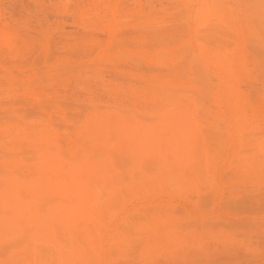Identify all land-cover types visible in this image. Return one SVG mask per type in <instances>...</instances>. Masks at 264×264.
<instances>
[{
    "label": "rangeland",
    "instance_id": "1",
    "mask_svg": "<svg viewBox=\"0 0 264 264\" xmlns=\"http://www.w3.org/2000/svg\"><path fill=\"white\" fill-rule=\"evenodd\" d=\"M263 4L0 0V30L10 34L11 45L0 40V106L24 99L32 106L56 102L54 113L65 120L62 143L103 158L117 188L118 202L104 230V262L112 257L119 264H264L263 158L255 139L264 131V114L259 127L248 124L239 133L224 67L205 58L217 51L227 57L224 45L234 40L239 46L246 39L264 40ZM201 69L208 72L206 88L194 80ZM244 82L240 93L255 94L260 103L264 82ZM24 127L0 119L2 258L31 246L35 230L21 211L6 205L1 179L15 184L19 199L39 202L42 211L49 204L29 185L39 176V158L17 129ZM249 163L260 169L247 170ZM156 212L171 216L178 238L169 245L161 235L146 253L147 217ZM56 231L67 237L65 229ZM115 232L128 236L123 255L109 248L107 237Z\"/></svg>",
    "mask_w": 264,
    "mask_h": 264
},
{
    "label": "bare ground",
    "instance_id": "2",
    "mask_svg": "<svg viewBox=\"0 0 264 264\" xmlns=\"http://www.w3.org/2000/svg\"><path fill=\"white\" fill-rule=\"evenodd\" d=\"M0 40L6 46L10 45V34L5 30H0ZM239 43L234 40L224 45L229 46L227 57L221 55V51H217L210 56L206 55L205 58L206 62L208 60L216 63L217 66L224 67L221 70L224 71L222 77L225 84L222 81L221 83L224 84L226 94L229 95L228 104L234 126L239 133L244 135V131L250 125L259 127L257 120L264 114V95L260 96V103L263 102L256 103L258 96L255 97L252 93L241 94L242 89L238 88V84L241 81L256 83L260 80L264 82V40L254 38L244 40L240 46ZM249 54L252 55L250 57L254 67L248 62ZM183 66L182 61L177 65V70L181 71ZM204 69L208 70L205 66ZM207 73L201 69L197 79H194L204 88L209 85ZM33 100L38 101L39 98L36 96ZM28 101L24 99L13 107L0 106V119L6 122L18 120L25 126L17 129L27 137L26 140L30 146L35 145L34 152H37L39 158V164H37L39 176L30 181L29 185L38 195V199L47 198L49 204L46 212L42 211L39 202L29 203L25 197L22 200L19 199L18 194L16 195L12 189L15 184L8 179H1L6 192L5 196L8 199L6 205L14 213L21 211L29 219L35 232L31 235V246L12 252L4 258L0 257V264H22L19 262L20 259L25 260L27 264H119V260H114L112 257L105 262L103 260L105 251L103 243L106 240L104 230L111 219L112 209L114 210L117 204V195L114 193L117 188L112 179L108 177L106 161L103 158H93L94 155L90 152H83V147L74 149L70 146L68 148L65 143H62L61 128L63 127L61 126L65 120L59 122L60 116L54 113L57 107L56 102L55 104L37 102L38 104L32 106ZM175 121L177 120H172V126ZM33 122L35 124L31 126L30 123ZM85 131L87 132L86 129ZM79 132L75 133L79 135ZM147 136V131H145V137ZM255 139L263 158L261 164L264 166V131ZM258 165L249 163L247 170L256 173L260 169ZM262 165L261 172H264ZM171 220L169 214L161 212L147 217L146 226L150 232L147 233L148 236L145 239L148 244L144 249L146 253H149L150 249L159 242L158 238L161 235L168 238L169 245L178 238L175 235L178 234L177 229ZM60 228L68 233L66 238L56 231ZM107 241L109 248L113 251L118 250L121 255L129 245L128 236L118 232L108 236Z\"/></svg>",
    "mask_w": 264,
    "mask_h": 264
}]
</instances>
